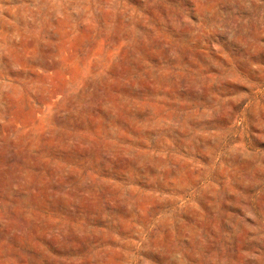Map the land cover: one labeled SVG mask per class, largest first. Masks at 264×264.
<instances>
[{"label":"rangeland","instance_id":"1","mask_svg":"<svg viewBox=\"0 0 264 264\" xmlns=\"http://www.w3.org/2000/svg\"><path fill=\"white\" fill-rule=\"evenodd\" d=\"M0 264H264V0H0Z\"/></svg>","mask_w":264,"mask_h":264}]
</instances>
